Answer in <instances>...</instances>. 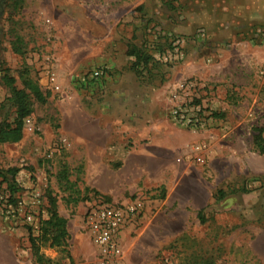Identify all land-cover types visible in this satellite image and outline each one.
<instances>
[{"label": "rangeland", "instance_id": "rangeland-1", "mask_svg": "<svg viewBox=\"0 0 264 264\" xmlns=\"http://www.w3.org/2000/svg\"><path fill=\"white\" fill-rule=\"evenodd\" d=\"M178 38L182 59L138 55ZM0 64L47 97L32 99L20 141L0 143V169L19 168L14 197L34 215L7 212L12 176H0V264H102L86 210L135 199L143 213L117 264H264V180L252 178L264 165L253 144L264 136V0H0ZM99 67L100 84L81 86ZM9 94L0 80V120L15 116ZM194 105L207 108L202 125L174 118ZM52 200L69 231L59 246L38 238Z\"/></svg>", "mask_w": 264, "mask_h": 264}, {"label": "built area", "instance_id": "built-area-1", "mask_svg": "<svg viewBox=\"0 0 264 264\" xmlns=\"http://www.w3.org/2000/svg\"><path fill=\"white\" fill-rule=\"evenodd\" d=\"M183 39L178 38L173 45L167 50V53L157 52L155 57L161 62L168 63L174 58L182 59L184 53L182 51ZM106 70L102 67L94 68L80 76V82L89 84L98 82L104 77ZM50 82L52 88L60 90L57 75L54 71L50 73ZM190 108V109H189ZM191 111L195 114L189 116ZM207 112L204 105H194L182 109L177 108L173 112L175 119L184 121L194 127L202 125L201 116ZM198 160L204 161V158L198 157ZM39 198V195H35ZM7 212L16 217L20 211L25 210L26 220L33 222L34 215L31 213L25 199L17 198V202L13 204L8 198H1ZM0 199V200H1ZM140 199L124 202H106L101 201L92 203L86 210L83 218V229L88 234L91 244L95 249V253L102 264H117L121 261L124 254V233L128 227L133 225L143 213L144 205Z\"/></svg>", "mask_w": 264, "mask_h": 264}, {"label": "trees", "instance_id": "trees-1", "mask_svg": "<svg viewBox=\"0 0 264 264\" xmlns=\"http://www.w3.org/2000/svg\"><path fill=\"white\" fill-rule=\"evenodd\" d=\"M159 46V45H157ZM171 47V45H169ZM143 48V47H142ZM164 48L161 46L154 48L151 52L149 49L143 48L139 49L138 55L142 57L146 62L149 59L157 64H162L160 60H158L154 53L162 52ZM135 50L130 51V53H137ZM1 66V64H0ZM0 80L9 87L10 94L6 97L5 101H8L15 107V116L13 119H1L0 120V143L6 142H18L23 138L24 135V119L32 113L31 109V101L35 99L40 102H45L47 97L44 92L41 90L40 86L31 78L24 77L23 78V86L22 88L16 86L15 77L11 76L4 69H0ZM98 82H91L89 84L80 83L81 86L87 85H98ZM0 106H3L0 104ZM213 114V113H212ZM253 144L257 152L260 154L264 153V136L262 134V130L260 129L259 133L254 135ZM19 171V168H9L7 170L0 169V176L4 177V179L8 180L6 177L7 174L12 176V180L8 182L10 188V197L9 201L15 204L17 202V197H14L15 192L18 189L16 182V175ZM217 198L224 199L226 197V193L222 190H218L215 196ZM52 203L50 217L44 221V226L42 227V233L38 236V238L45 237L50 241V246H59L63 242L66 241L69 236V231L67 229V219L58 214L55 209V202L50 201ZM199 217L201 222H204L203 210L199 212ZM33 241L35 239L32 238Z\"/></svg>", "mask_w": 264, "mask_h": 264}, {"label": "crops", "instance_id": "crops-1", "mask_svg": "<svg viewBox=\"0 0 264 264\" xmlns=\"http://www.w3.org/2000/svg\"><path fill=\"white\" fill-rule=\"evenodd\" d=\"M64 118H65L64 117V113H62V123H61L62 133L66 134V135H69V137H71V135H73L74 133H73V131H70L69 128L64 124L65 123L64 122ZM84 122H85L84 119L79 118V117L77 118L76 123H77V126H78V134L80 133V130L81 129L83 130V127L81 128V126L84 124ZM258 167L259 168H256V170H254L253 173H255V174L253 175L252 178L256 182L257 181H260L261 182L262 180H264V168H263L264 165L263 166H258ZM213 195H214V198H216L215 193L212 194L211 197H213ZM207 201H208V197H207Z\"/></svg>", "mask_w": 264, "mask_h": 264}]
</instances>
